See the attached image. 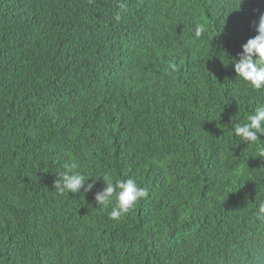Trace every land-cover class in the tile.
<instances>
[{"label": "trees", "instance_id": "trees-1", "mask_svg": "<svg viewBox=\"0 0 264 264\" xmlns=\"http://www.w3.org/2000/svg\"><path fill=\"white\" fill-rule=\"evenodd\" d=\"M206 1L0 0V264H264V135L233 132L264 89L229 63L257 21ZM73 163L91 191L53 188ZM104 173L146 191L119 219Z\"/></svg>", "mask_w": 264, "mask_h": 264}, {"label": "clouds", "instance_id": "clouds-1", "mask_svg": "<svg viewBox=\"0 0 264 264\" xmlns=\"http://www.w3.org/2000/svg\"><path fill=\"white\" fill-rule=\"evenodd\" d=\"M258 1L252 0L250 4V6L258 4L262 10L257 9L258 19H253L257 21L255 26L256 35L249 38L242 45V51L236 57H229V63L233 65L236 77H239L245 84L257 91L264 89V2ZM207 3L208 1L197 5L199 13L214 22V32L215 34L219 33L221 25L226 23L225 21L230 20L234 14L223 19L217 18L207 12ZM152 22L155 21H148L145 25ZM204 31L205 27L202 24L194 26V33L197 38L201 37ZM138 34L142 35L141 32H138ZM233 132L245 144H256L261 140L260 137L264 135V104L258 105L249 113L245 122L236 123ZM257 157L264 159V147H259L258 145ZM76 168L77 165L73 163L66 171L59 173L53 183V188L60 193L76 194L80 193L81 189L85 192L91 191L94 184L88 183V176L76 171ZM99 178H102L105 186L102 190L95 193L94 198L99 205H113L110 211L112 219H119L122 215L127 214L146 195L145 189L140 187L133 179L114 181L108 173H104ZM85 185L87 186L85 187ZM257 216L264 220V201L258 205Z\"/></svg>", "mask_w": 264, "mask_h": 264}, {"label": "rangeland", "instance_id": "rangeland-1", "mask_svg": "<svg viewBox=\"0 0 264 264\" xmlns=\"http://www.w3.org/2000/svg\"><path fill=\"white\" fill-rule=\"evenodd\" d=\"M125 6L128 8V6L125 4ZM129 9V8H128ZM206 9L207 12L213 16H216L217 18H225V17H231L234 13V9H233V0H218V2H208L206 4ZM259 9L260 11H262L260 9V7L258 6V4H253L249 7V14L248 17H250L251 19H258V13L256 12V10ZM86 16V10L85 11H81L79 12V17L83 18ZM114 20H116V11L112 10V15H110ZM149 20L147 18H145L142 21H139V23L136 25L135 27V31L138 32L139 26L141 25V23H147ZM107 26L112 27L109 22L107 24ZM112 30H115L112 27ZM114 36H118L113 34L112 37ZM110 37V39L112 38ZM119 37V36H118ZM106 42L105 44V48L107 47V44L109 43V40ZM102 41H104L102 39ZM95 42H93L94 45Z\"/></svg>", "mask_w": 264, "mask_h": 264}, {"label": "bare ground", "instance_id": "bare-ground-1", "mask_svg": "<svg viewBox=\"0 0 264 264\" xmlns=\"http://www.w3.org/2000/svg\"><path fill=\"white\" fill-rule=\"evenodd\" d=\"M233 14H234V13H233ZM196 15H199V13H196ZM210 31H211V29L208 28V29H206L204 32H206V33L208 32V33H209Z\"/></svg>", "mask_w": 264, "mask_h": 264}, {"label": "water", "instance_id": "water-1", "mask_svg": "<svg viewBox=\"0 0 264 264\" xmlns=\"http://www.w3.org/2000/svg\"><path fill=\"white\" fill-rule=\"evenodd\" d=\"M119 41V40H118ZM120 42V41H119Z\"/></svg>", "mask_w": 264, "mask_h": 264}]
</instances>
